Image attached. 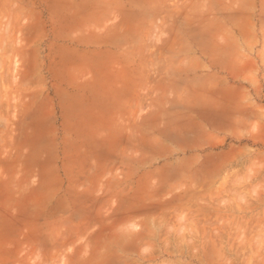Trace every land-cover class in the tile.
I'll return each instance as SVG.
<instances>
[{
    "label": "rangeland",
    "instance_id": "1",
    "mask_svg": "<svg viewBox=\"0 0 264 264\" xmlns=\"http://www.w3.org/2000/svg\"><path fill=\"white\" fill-rule=\"evenodd\" d=\"M178 6L125 137L51 86L44 3L0 0V264H264V0Z\"/></svg>",
    "mask_w": 264,
    "mask_h": 264
},
{
    "label": "crops",
    "instance_id": "2",
    "mask_svg": "<svg viewBox=\"0 0 264 264\" xmlns=\"http://www.w3.org/2000/svg\"><path fill=\"white\" fill-rule=\"evenodd\" d=\"M41 1L50 17L40 60L56 94L73 104L90 97L110 127L142 137L155 84L150 58L161 56L149 44L175 40L165 29L180 0Z\"/></svg>",
    "mask_w": 264,
    "mask_h": 264
}]
</instances>
